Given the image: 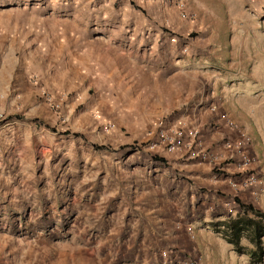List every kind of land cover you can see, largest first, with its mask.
I'll return each mask as SVG.
<instances>
[{
	"label": "rangeland",
	"instance_id": "1",
	"mask_svg": "<svg viewBox=\"0 0 264 264\" xmlns=\"http://www.w3.org/2000/svg\"><path fill=\"white\" fill-rule=\"evenodd\" d=\"M7 1L5 18L33 17L28 7L34 6L50 11L54 28L35 32L46 33L53 49L60 40L65 45L66 71L77 59L83 33L101 38L119 23H160V0H115L112 10L108 0H99L100 13L95 10L88 19L77 13L79 0ZM207 2L201 11L192 0H181V28L167 34L171 42L178 40L175 63L182 91L194 93L197 113L201 107L218 112L215 122L176 126L198 130L203 142L188 145L185 162L206 163V168L173 171L175 183L165 186L158 173L172 164L149 147L158 137L157 120L132 126V133L124 123L131 119L130 100L141 108L142 94L109 96L115 114L100 111L93 125L87 111L107 94L91 90L84 100L73 93L61 101L43 88L38 100L49 104L46 91L59 105L53 112L62 117L67 104L73 117L60 118L63 126L37 123L38 130H46L34 136L33 149L12 132L0 138V264H251L248 252L255 245L243 239L244 253L237 252L219 230L226 229L224 221L244 215L236 197L264 213V0H244L243 8L237 0ZM191 20L211 27L189 28ZM82 22H90L89 29ZM186 51L197 55L189 66ZM81 113L85 119L79 123ZM3 120H8L4 113L0 126ZM107 123L114 124L109 132ZM116 134L140 138L119 145L111 140Z\"/></svg>",
	"mask_w": 264,
	"mask_h": 264
},
{
	"label": "crops",
	"instance_id": "2",
	"mask_svg": "<svg viewBox=\"0 0 264 264\" xmlns=\"http://www.w3.org/2000/svg\"><path fill=\"white\" fill-rule=\"evenodd\" d=\"M192 1L201 11L208 5L207 0H196L197 3ZM7 2V0H0V114L4 113L8 119L3 120V126H0L1 139L4 134L12 132V135H15L14 139L16 136L24 138L26 147L33 149L35 148L34 136L38 135V131L46 130L44 128L38 130L37 123L63 126L66 122L61 120V123H58L60 118H65V121L72 119L73 109L69 110L67 104L62 106V117H60L53 112L55 109L50 104L38 100V92H41L43 88L53 91L55 96H60L61 101L66 99L67 94L73 93H79L81 100H84L91 90L94 93L107 94V99L104 96L99 97L98 101L90 105L91 110L87 111L90 114L88 119L92 117L93 125L99 123L96 116L100 111L109 116L115 114V106L109 108L112 102L109 96L142 94L141 108H134L135 106L132 105L134 99L130 100L131 104L128 107L131 119H126L124 123L131 133L134 132L132 126L151 124L156 120V132L157 130L159 132L162 127H193L216 121L217 110L213 112L209 107H201L197 113L198 107H193L194 93L183 92L181 89V71L175 63L177 59H175L174 47L178 40H172V43L167 37V34L175 35L174 33L181 28L179 10L181 0H160V23L141 21L132 24V26L135 25L133 28L128 23H119L108 27L111 32L101 38L88 36L87 32L83 33L77 40L79 47L77 59L72 60L70 68L67 66L68 71L65 70L66 65L62 66L66 62L62 59L65 49L61 46L65 45L61 44V40L53 49L51 41L46 40V33L42 37L35 32L54 28L49 21L51 17H48L50 11L46 9L42 11L43 7L34 6L28 7L29 12L34 13L33 17L5 18L3 13ZM114 2L115 0H108L105 4L110 7L114 6ZM99 3V0H79L76 7L77 13L84 19H88L95 10L100 13ZM237 3L243 8L244 0H237ZM110 9L112 10L111 7ZM37 13L42 16L38 18ZM191 21L189 28L195 26L197 29L209 30L211 27L210 24L198 20ZM60 23L58 26L65 29L62 26L63 22ZM89 25L91 26L90 22H82L84 30L89 29ZM58 26L56 28H60ZM166 27L169 28L168 31H165ZM97 29L100 28L97 26ZM131 30H133L132 34H128ZM19 31L23 32L19 33ZM228 44L227 39L222 42L224 47ZM188 54L190 58L185 59L186 66L191 65L190 59L194 62L197 60L195 53L191 54L189 51ZM59 58V64L53 66ZM53 67L54 69L58 67L59 71H52ZM231 111L235 113L234 109ZM83 116L81 113L75 120L80 123L85 119ZM113 136L112 142L119 145L130 144L134 139L140 138L136 134L126 138L121 134ZM199 138L203 142L201 136ZM188 145L189 143H186L175 153L167 152L162 146L158 148L157 152L166 156L172 164L170 168L162 169L158 173L160 178L164 179L165 186L168 182L175 183L176 176L173 171H180L186 166H189V169L206 168V163L188 161L190 160L187 157L190 150ZM185 159L188 160L185 162ZM177 187L179 186L173 189ZM177 190L180 194L184 192L178 188ZM185 193L186 196L189 195V192L185 191ZM155 210L160 212L158 208ZM156 218L160 220V214L157 213Z\"/></svg>",
	"mask_w": 264,
	"mask_h": 264
},
{
	"label": "trees",
	"instance_id": "3",
	"mask_svg": "<svg viewBox=\"0 0 264 264\" xmlns=\"http://www.w3.org/2000/svg\"><path fill=\"white\" fill-rule=\"evenodd\" d=\"M236 201L243 212H245L244 215L224 221L226 229L219 230V232L240 253H244V248L241 244L242 240L248 238L255 245V249L248 252L251 264H264V213L258 210L253 204L243 203L238 197H236ZM249 212L254 213L255 217L250 216L248 214ZM246 230H250L247 236L245 234Z\"/></svg>",
	"mask_w": 264,
	"mask_h": 264
},
{
	"label": "built area",
	"instance_id": "4",
	"mask_svg": "<svg viewBox=\"0 0 264 264\" xmlns=\"http://www.w3.org/2000/svg\"><path fill=\"white\" fill-rule=\"evenodd\" d=\"M175 40V38H173ZM43 96L45 97L46 101L49 102V104L57 110L59 108V105L55 104L53 101V97L49 95L46 91H43ZM3 115L0 114V118H2ZM105 131L109 132L114 128L113 123H107L105 126ZM189 137V145H191L194 142L199 141V135L198 130L195 128L190 129L188 132L186 130H182L179 127H174L172 129L168 130H159L158 137L156 141H151L149 144V147L151 148H160V146L164 147L166 151L174 152L177 151L183 146L186 145V139ZM201 142V141H199ZM200 153V152H199ZM197 154H193L192 156L195 157Z\"/></svg>",
	"mask_w": 264,
	"mask_h": 264
}]
</instances>
